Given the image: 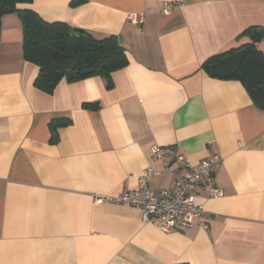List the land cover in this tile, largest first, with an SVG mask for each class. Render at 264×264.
I'll return each instance as SVG.
<instances>
[{
	"label": "crops",
	"instance_id": "1",
	"mask_svg": "<svg viewBox=\"0 0 264 264\" xmlns=\"http://www.w3.org/2000/svg\"><path fill=\"white\" fill-rule=\"evenodd\" d=\"M71 1L18 8L96 39L117 36L128 64L110 75L111 88L95 76L44 93L34 86L38 67L22 57L19 16L1 18L0 264H264V110L239 82L201 71L247 43L244 30L264 28V0ZM257 48L264 55V38ZM62 121L51 142L50 123ZM153 145L190 165L222 158L212 178L223 196L209 199L207 180L195 190L205 228L163 233L136 208L94 203L161 170ZM174 171L149 187L171 190Z\"/></svg>",
	"mask_w": 264,
	"mask_h": 264
},
{
	"label": "trees",
	"instance_id": "2",
	"mask_svg": "<svg viewBox=\"0 0 264 264\" xmlns=\"http://www.w3.org/2000/svg\"><path fill=\"white\" fill-rule=\"evenodd\" d=\"M87 0H72L71 6ZM32 0H0V23L6 14H17L22 26V57L38 67L34 86L51 94L64 79L69 83L99 76L111 88L110 75L128 64L124 48L117 36L96 39L84 30L63 23H47L19 5ZM241 37L248 42L209 57L201 71L211 79L237 81L245 89L252 104L264 110V55L257 44L264 38V28L249 27ZM97 103L84 104L85 109H97ZM67 121L50 123L51 142L56 141V128L67 126Z\"/></svg>",
	"mask_w": 264,
	"mask_h": 264
},
{
	"label": "built area",
	"instance_id": "3",
	"mask_svg": "<svg viewBox=\"0 0 264 264\" xmlns=\"http://www.w3.org/2000/svg\"><path fill=\"white\" fill-rule=\"evenodd\" d=\"M171 5L166 4L163 13L170 12ZM128 20L135 26L143 23L142 15L131 14ZM151 153L154 159L161 162L162 169H148L138 177V188L122 192L116 196L94 197V203H113L138 209L144 223L153 222L163 233L182 231L194 225L206 227L208 215L201 204L195 201V190L208 181V198L217 199L223 196L222 190L214 186L212 175L222 163V158L213 155L190 165L185 157L172 147L153 145ZM175 165L174 183L171 190L155 192L148 185L150 178L161 177L170 165Z\"/></svg>",
	"mask_w": 264,
	"mask_h": 264
}]
</instances>
